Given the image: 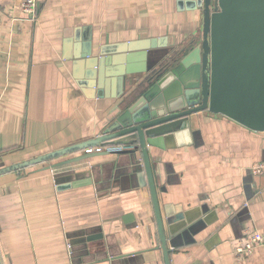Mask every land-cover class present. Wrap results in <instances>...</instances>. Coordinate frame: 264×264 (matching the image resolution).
I'll return each mask as SVG.
<instances>
[{"label": "crops", "instance_id": "crops-1", "mask_svg": "<svg viewBox=\"0 0 264 264\" xmlns=\"http://www.w3.org/2000/svg\"><path fill=\"white\" fill-rule=\"evenodd\" d=\"M193 3L39 0L32 21L22 0H0V166L99 133L122 86L109 78L104 98L86 95L75 67L84 41L94 55L143 39H158L162 52L182 49L203 36ZM105 151L0 174L4 264H166L146 176L133 174L130 154ZM149 152L172 264H264V246L236 254L248 230L264 231V174L251 170L264 162V131L205 110L189 132Z\"/></svg>", "mask_w": 264, "mask_h": 264}, {"label": "water", "instance_id": "water-1", "mask_svg": "<svg viewBox=\"0 0 264 264\" xmlns=\"http://www.w3.org/2000/svg\"><path fill=\"white\" fill-rule=\"evenodd\" d=\"M193 1L192 9L203 13V36L201 41L185 43L182 49L162 52L158 39H143L103 45L100 54L94 55L92 42L84 41L75 67L80 68L79 84L86 95L104 98L109 78L122 86L114 97L119 101L98 127L99 133L82 143L0 166L2 174L100 144L131 146L111 153L130 154L133 174L139 180L144 175L147 178L166 264H172L171 250L149 147L166 148L168 139L189 132L194 115L205 110L264 131V0ZM66 47L68 51L71 48ZM138 61L141 68L132 66ZM97 153L102 152H84L47 168ZM0 264H4L1 254Z\"/></svg>", "mask_w": 264, "mask_h": 264}, {"label": "built area", "instance_id": "built-area-1", "mask_svg": "<svg viewBox=\"0 0 264 264\" xmlns=\"http://www.w3.org/2000/svg\"><path fill=\"white\" fill-rule=\"evenodd\" d=\"M22 8L27 14L28 19L34 21L38 16L39 0H22ZM124 147L127 149V147L130 146L125 145ZM124 147L123 145H98L95 147L86 148L84 149V151L86 153L102 152L104 150H106L107 152H114L125 149ZM251 170L253 173L256 174H264V162L253 165ZM258 246H264V231H260L258 229L248 230V233L246 234L245 238H243L239 242L236 248V254L243 255L251 253Z\"/></svg>", "mask_w": 264, "mask_h": 264}]
</instances>
